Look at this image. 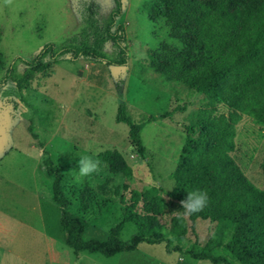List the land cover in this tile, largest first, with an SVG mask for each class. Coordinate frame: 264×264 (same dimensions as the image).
I'll return each mask as SVG.
<instances>
[{
    "label": "rangeland",
    "instance_id": "rangeland-1",
    "mask_svg": "<svg viewBox=\"0 0 264 264\" xmlns=\"http://www.w3.org/2000/svg\"><path fill=\"white\" fill-rule=\"evenodd\" d=\"M121 1L122 12L116 21L125 28L126 66L82 57L72 60L65 54L57 61L46 58L32 70L17 60L14 79L0 88V222L5 224L6 244L12 245L13 252L6 255V264H50L47 236H52L59 249L60 263L54 264H212L192 259L187 251L200 250L210 238L223 242L230 238L229 230L202 220L193 228L188 222L184 238L170 230L172 218L185 215L181 203L168 196L176 183L173 174L186 139L185 128L194 124L200 110L216 116L230 112L226 105L164 73L172 62L193 63L198 53L193 28L171 24V6L166 0ZM259 1L238 0L233 9L242 10ZM89 6L101 26L114 11L115 0H0V82L17 57L31 60L48 43L77 46L85 35L89 43ZM116 51L108 44L104 52L114 59ZM121 74L124 84L118 91ZM121 103L132 122L157 117L142 131L145 159L137 155L128 125L116 122ZM178 106L185 111L161 117ZM83 155L93 156L99 164L98 171L80 177L78 161ZM231 155L241 172L264 189V125L243 116L236 126ZM47 156L64 174L71 212L84 217L94 237L113 239L117 234L128 242L136 230L133 226L118 230L122 202H129L132 192L158 188L166 210L152 219L140 203L138 212L149 219L148 238L161 243H141L134 251L110 258L88 252L76 255L69 247L63 248L61 213L52 197V179L44 174ZM123 161L131 168L129 175L121 170ZM40 183L43 199L38 197ZM40 213L47 230L31 231L29 225L42 231ZM8 216L11 225L5 223ZM217 253L239 264L224 250ZM1 258L0 264H4Z\"/></svg>",
    "mask_w": 264,
    "mask_h": 264
},
{
    "label": "trees",
    "instance_id": "trees-1",
    "mask_svg": "<svg viewBox=\"0 0 264 264\" xmlns=\"http://www.w3.org/2000/svg\"><path fill=\"white\" fill-rule=\"evenodd\" d=\"M166 1L171 6L168 13L171 24L176 27L190 24L198 47L191 65L185 60L172 62L165 69L166 77L230 109L228 115L219 116L200 110L194 124L185 128L186 139L173 174L176 183L168 196L181 203L188 192L199 189L207 192L209 200L198 213L174 216L171 233L184 238L189 229L188 222L192 228L197 220L217 223L230 231L228 241L210 238L200 250L191 248L187 251L192 259L207 260L212 264H234L225 254L217 253L221 249L239 264H264V189L258 188L241 172L231 155L235 150L236 126L243 116L264 125V0L242 10L233 9L238 0L208 3L201 0ZM122 7V1L115 0V9L109 20L100 26L93 18L92 6H89L91 15L88 23L92 30L89 43L88 35H85L77 46L57 47L48 43L31 60L17 57L7 68L0 88L14 79L17 60L32 70L46 58L57 61L65 54H69L72 60L82 57L108 65L126 66L125 28L116 21ZM108 44L117 50L114 59L104 52ZM123 84L121 74L116 89L120 91ZM184 111V106H178L161 117ZM156 119L149 117L141 122H132L126 105L121 103L118 108L116 122L128 125L129 138L142 159H145L146 152L142 131ZM40 146L43 147V143ZM43 165L45 175L52 179V197L61 213L64 243L76 255L88 252L110 258L134 251L141 243H161L148 238L151 230L149 219L138 212L140 203L144 205V212L151 213L148 217L152 219L166 210L167 204L158 188L151 187L143 193L132 192L129 202H122L123 218L118 230L125 226H133L136 230L128 242L119 239L117 234L113 239H104L91 236L84 217L71 212L61 168L48 156ZM121 170L127 175L131 173V168L124 161Z\"/></svg>",
    "mask_w": 264,
    "mask_h": 264
},
{
    "label": "clouds",
    "instance_id": "clouds-1",
    "mask_svg": "<svg viewBox=\"0 0 264 264\" xmlns=\"http://www.w3.org/2000/svg\"><path fill=\"white\" fill-rule=\"evenodd\" d=\"M99 161L90 155H83L78 161V174L80 177L88 176L89 174L98 171ZM208 194L202 190H192L187 193L184 200L181 201L182 209L185 215H192L200 212L208 204Z\"/></svg>",
    "mask_w": 264,
    "mask_h": 264
},
{
    "label": "crops",
    "instance_id": "crops-1",
    "mask_svg": "<svg viewBox=\"0 0 264 264\" xmlns=\"http://www.w3.org/2000/svg\"><path fill=\"white\" fill-rule=\"evenodd\" d=\"M45 174V173H44ZM46 176V175H45ZM47 177V176H46ZM49 178V177H48ZM38 197L40 198V199H43V193H42V186H41V183H40V188H39V191H38ZM56 204V203H55ZM5 215H7V214H5ZM40 218H41V224H40V228H41V230L42 231H40V230H38L37 228H34L32 225H29V229L32 231H35V232H43L44 230H47L46 229V227H47V224H46V222L44 221V218H43V216H42V213H40ZM6 224H10L11 225V223H12V219H11V217L10 216H8V217H6V222H5ZM4 222H0V227H1V229H0V234H1V236H0V238L1 239H3V245H1L0 244V251H1V255H0V257L2 256V258H1V260H2V263H4V264H6V255L8 254V255H12L13 254V252H12V250L10 249V246H12V245H7L6 244V235H7V233H8V231H7V229L4 227ZM19 225L20 226H22V227H25V224L24 223H22V222H19ZM27 227V226H26ZM47 236V235H46ZM47 238H48V244H47V251H48V257H49V262H50V264H54V263H60L59 261H60V256H59V249H57L54 245V240H53V238H52V236L51 237H49V236H47ZM49 238H51V239H49ZM62 243V246H63V248L66 246V244H63V242H61ZM9 244H11V243H9ZM65 245V246H64ZM68 247V246H67ZM59 248V247H58ZM61 248V247H60ZM71 249V248H70ZM72 250V249H71ZM73 251V250H72ZM64 263H67V264H71V263H69L68 261H64ZM28 264H32V263H30V262H28Z\"/></svg>",
    "mask_w": 264,
    "mask_h": 264
}]
</instances>
